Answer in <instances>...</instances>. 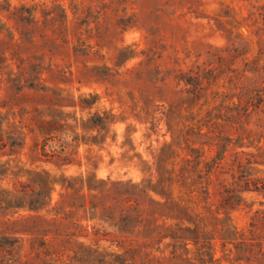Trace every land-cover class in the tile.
I'll list each match as a JSON object with an SVG mask.
<instances>
[{
	"label": "rangeland",
	"instance_id": "374dc122",
	"mask_svg": "<svg viewBox=\"0 0 264 264\" xmlns=\"http://www.w3.org/2000/svg\"><path fill=\"white\" fill-rule=\"evenodd\" d=\"M37 112L78 134L66 159L40 152ZM164 143L168 167L196 176L217 161L208 202L186 201L206 229L203 205L216 210L223 183L240 188L246 152L264 182V0H0V264H113L110 253L130 247L140 264H183L162 236L180 222L151 197L186 200V188L148 187ZM119 181L138 186H109ZM39 188L47 203L35 209ZM124 194L133 207L115 201ZM241 195L231 223L264 248V187ZM211 240L218 263L231 262L234 244L218 230ZM198 246L182 256L198 261Z\"/></svg>",
	"mask_w": 264,
	"mask_h": 264
},
{
	"label": "trees",
	"instance_id": "16d2710c",
	"mask_svg": "<svg viewBox=\"0 0 264 264\" xmlns=\"http://www.w3.org/2000/svg\"><path fill=\"white\" fill-rule=\"evenodd\" d=\"M93 98L91 100H86L82 98L81 100L85 103H92L94 101L95 96L92 95ZM261 98L259 100L262 101ZM247 108H245L246 110ZM169 112H165L167 118H169ZM107 115H98L95 117V124H100L103 126L105 120L107 119ZM64 119V120H62ZM66 118H59L55 114H50L49 116H42L40 113L33 114L29 117V123L31 124L29 130L37 132L41 135L40 152L47 156H57L59 158L66 159L68 154L71 151L67 150V145L70 143L66 141L67 136H71L70 141H77L78 134L68 133L70 129L72 132V128H68V123L65 121ZM76 121L77 119L74 118ZM90 120L93 122V117H90ZM169 121V120H168ZM169 123V127L171 128V124ZM170 148L169 143H164L161 147L160 151L157 154L155 160V170L157 172V177L155 182H152V178L149 179L148 187L149 190H152L160 195L164 196V187L170 186L174 183L177 184V190L180 192L183 188H186V191L189 197L185 200L182 197H178L176 199L171 198L168 200L169 196L166 195V198L163 202H160L151 197V200L157 204L158 206L168 207L170 212L160 213V216H164V218H175L180 223H176V227L170 228L169 232L163 234L162 236H169L174 240L173 246L174 250H172V257H179L183 259V264H220L218 263V258L214 257V252L212 249V238L214 237V232L218 230L219 234L223 239V245L226 242H232L234 244V248L236 251V255L232 257L231 262L226 264H242V261H247L250 264H264V248L261 240L256 239L255 237L245 238L242 233L238 232L236 227L231 223L229 211L230 209L238 206L242 200L241 192L246 189H257L258 187H264V182H259L257 179L251 178L250 175V165L259 163L257 158L252 159V154H248L245 157V161L242 163L238 162L237 166L240 168V173L238 174L239 181L236 184H240V188L236 186H227L226 183L221 184V199L219 206L216 207V210L211 209L210 206H205L206 211H209L211 214V228L206 229L209 223L203 221V224H200V221L204 219V216L201 214L202 211H193V207L187 202H193V198H196L201 193L202 200L207 203L210 196V187L211 183V170L214 166H218L215 158L212 159V162H205V170L201 172L202 168L197 170L196 176L193 175L194 172H189L188 167L184 164L179 166L177 169L175 167V162H171V166L168 167L166 162H164V158L166 157L168 150ZM186 164L189 162V159H185ZM261 162V161H260ZM199 163V161H197ZM194 170V169H193ZM232 177L234 174L232 173ZM118 184L119 186H123L124 184H130L128 186H124L125 190L129 187L135 188L138 186L137 183L130 182H113L110 187L114 184ZM83 186V184H82ZM158 186L160 188H158ZM88 188H91L88 186ZM129 188V189H131ZM144 190V189H141ZM35 198L31 202V207L39 208L44 206L46 202L45 194L42 192L41 188L34 190ZM119 204L124 207H133V203L131 202V198L127 195H123L118 199H115ZM134 204H138V201L134 199ZM187 201V202H186ZM197 205V203H196ZM95 206V205H94ZM223 213V215H219ZM127 220V216L123 215L121 220ZM125 226V224H123ZM253 227V223L250 224ZM253 231V228L251 229ZM189 241H193L195 245L199 244L197 247L200 249V256L198 257V261H192L188 256H182L183 254H187L189 252V248L187 247V243ZM178 243V247H182V251L179 253H175V246ZM38 246H47V242L43 239L39 241ZM202 248V249H201ZM132 251L131 254H127V251L114 253L111 252V262L113 264H140L137 262L140 256V249L137 247H130ZM98 261H103V257H98ZM47 264H52L48 263ZM55 264V263H53ZM145 264H151V261H148Z\"/></svg>",
	"mask_w": 264,
	"mask_h": 264
}]
</instances>
